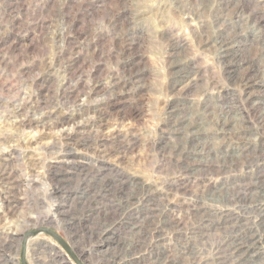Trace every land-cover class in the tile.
I'll use <instances>...</instances> for the list:
<instances>
[{
	"label": "rangeland",
	"instance_id": "obj_1",
	"mask_svg": "<svg viewBox=\"0 0 264 264\" xmlns=\"http://www.w3.org/2000/svg\"><path fill=\"white\" fill-rule=\"evenodd\" d=\"M0 177V264H264V0H0Z\"/></svg>",
	"mask_w": 264,
	"mask_h": 264
},
{
	"label": "water",
	"instance_id": "obj_2",
	"mask_svg": "<svg viewBox=\"0 0 264 264\" xmlns=\"http://www.w3.org/2000/svg\"><path fill=\"white\" fill-rule=\"evenodd\" d=\"M41 232H44L48 234L50 237L54 238V240H57V242L60 243L62 247L72 256V258L76 261V263L79 264L77 260L75 259L74 255L72 254V252L68 250L64 242L60 239V237H58L54 232L48 229H45L43 226L41 227V229L31 231L27 233L25 236H23L22 245H21V249L19 253L20 264H27L26 263V241L29 240L28 237L30 238L31 236H36L37 234Z\"/></svg>",
	"mask_w": 264,
	"mask_h": 264
},
{
	"label": "bare ground",
	"instance_id": "obj_3",
	"mask_svg": "<svg viewBox=\"0 0 264 264\" xmlns=\"http://www.w3.org/2000/svg\"><path fill=\"white\" fill-rule=\"evenodd\" d=\"M226 51H227V49H226V47H225V45H221V52H222V54H224L225 55V53H226ZM233 61H237L236 59H232ZM238 77V76H237ZM239 81L241 82V83H243V84H246V86H249V85H254V84H251L252 82V79H251V77H250V75H244V76H241L240 78H239ZM180 83V82H179ZM183 90V88L181 89V91ZM21 111V109H18L17 110V112H20ZM28 122H31V121H28ZM190 123H192V122H189V121H185L184 122V125L186 126V132H188V134L189 135H191V136H193V135H195L194 133H198V130H197V126H198V124H197V126H190L189 124ZM6 171V169H3V172H5ZM0 181H3V179H1V177H0ZM169 224H170V220H169V223H168V226H169ZM178 225V222H176V226ZM161 226H162V224H161ZM161 228H165V226H162ZM245 252H247V250L245 251ZM245 252H243V253H245ZM106 253V252H105ZM104 253V254H105ZM243 255V254H242ZM246 255V254H245ZM63 264H66L65 263V259L63 258ZM109 264V263H108Z\"/></svg>",
	"mask_w": 264,
	"mask_h": 264
}]
</instances>
